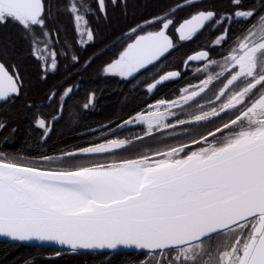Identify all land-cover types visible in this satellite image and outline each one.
<instances>
[{"label": "snow or ice", "instance_id": "6c2138e0", "mask_svg": "<svg viewBox=\"0 0 264 264\" xmlns=\"http://www.w3.org/2000/svg\"><path fill=\"white\" fill-rule=\"evenodd\" d=\"M108 3L127 11L128 0H95L104 20ZM260 5L229 0L230 10L218 12L203 0H180L131 27L126 33L131 42L102 66L103 74L131 81L151 72L150 66L159 67L174 48L169 29L179 9H195L175 27L180 41L192 40L207 24L224 25L206 50L187 57L185 67L195 61L205 73L198 83L117 125L143 126L135 140L152 138L164 147L125 157L121 150L133 139L107 137L39 159L0 153V237L73 253L133 249L150 258L142 264H264V0ZM62 7L72 18L74 43L60 40L46 0H0V27L18 30L42 81L58 71L62 58L81 65L75 47L95 42L88 17L96 13L88 0H64ZM233 23L244 27L230 35ZM212 49L221 50L219 58L211 56ZM9 55L0 41V102L5 103L24 91V78ZM181 76L179 70L161 73L145 81L146 93ZM72 92L63 90L61 101ZM56 96L51 91L48 98ZM94 99L90 94L83 107ZM33 120L46 138L50 124L38 115ZM195 126L208 130L190 139L176 131L191 134ZM5 127L0 120V130Z\"/></svg>", "mask_w": 264, "mask_h": 264}, {"label": "trees", "instance_id": "16d2710c", "mask_svg": "<svg viewBox=\"0 0 264 264\" xmlns=\"http://www.w3.org/2000/svg\"><path fill=\"white\" fill-rule=\"evenodd\" d=\"M88 3L96 13L95 16L88 17L94 31L95 42L85 48L75 47V54L80 57L81 65L73 66L70 60L62 58L58 71L50 74L46 81L39 79L38 64L27 55V46L19 39L18 30L10 24L0 27V41L9 47V62L18 65L24 78L22 95L0 104V120L6 124V127L0 130V143L4 141L2 149L35 157L39 156L40 149H44V155L59 156L63 151L102 142L107 137H127L133 139L134 144L121 151L123 156L133 157L153 147L165 146L163 142L152 138L135 140V137L143 134L142 126L122 129L124 126L117 125H122L138 112H146L151 102L162 98H174L178 91L190 82L196 83V72L191 70V65L183 69V64L198 44H202L207 33L197 43L192 40L184 42L175 40L174 48L157 62L159 67L151 66L153 70L145 75L138 73V78L134 81L108 76L102 73L101 68L106 62L114 59L126 43L131 42L126 35L129 29L150 18L149 15L165 5L170 8L173 3L171 0H128L126 12L122 6L113 7L108 3L107 20L100 17L96 11L94 0H88ZM46 8L50 10L55 26L60 29V40L67 39L74 43L73 21L64 13L62 5L46 3ZM174 21L177 25L183 18L178 16ZM147 30L154 31L156 28L149 26ZM89 59H92V63L84 69L82 65ZM171 70H179L182 73L181 78L174 83L161 86L156 92L157 99H146L145 81ZM68 87H72L73 92L61 101V94ZM51 91H55L57 96L48 103ZM93 93L94 103L85 109L83 105ZM61 105V118L52 125L49 137L43 142V130L35 126L33 117L42 116L48 122L54 114H58ZM102 125H108V128L101 133L81 136L82 133ZM207 130L195 126L191 134L179 129L176 131L182 138L190 139L192 135H200ZM133 133L135 135H132ZM166 139L171 143L179 142L178 138ZM134 257L133 254L56 255V252L51 250L0 243V264H131Z\"/></svg>", "mask_w": 264, "mask_h": 264}, {"label": "flooded vegetation", "instance_id": "af4514ba", "mask_svg": "<svg viewBox=\"0 0 264 264\" xmlns=\"http://www.w3.org/2000/svg\"><path fill=\"white\" fill-rule=\"evenodd\" d=\"M95 1V0H94ZM172 1V3H173V5H175L176 3H178V2H180V0H171ZM203 2H204V4L205 5H211V6H214L215 8H216V10L218 11V12H227V11H229L230 10V6H229V0H203ZM46 3H49V4H59V5H63V3H64V0H46ZM244 3H245V5L246 6H249V5H251V6H255L256 8H259L261 5H260V0H244ZM166 10H170V8L168 7V5L166 6H164V7H162L159 11H157V12H155L154 14H151V15H149L150 16V18L152 17V16H155V15H159V14H161V13H164ZM194 11H195V9L194 8H192V7H185V8H182V9H179V10H177L176 12H175V14L173 15V19L174 18H178V16H179V18L180 17H182L183 18V20H185V19H189L190 18V16H191V14H193L194 13ZM183 21H181L180 23H182ZM180 23H178L177 25H175V26H173L172 28H170L169 29V34L171 35V37H172V39H173V42H175V40L176 41H179V42H184V41H180L179 39H178V37L176 36V34H175V27H178L179 26V24ZM224 27V25H219V26H214V25H212V24H207L206 25V27L204 28V29H202L193 39H192V41H194V43H197V41H199V40H202V38L201 37H203V35L205 34V33H207L206 34V38H204L203 39V42H202V44L201 45H199L198 44V46L196 47V49H195V51L193 52V53H191V54H194V53H196L197 51H199V50H206L207 49V47L212 43V41H213V39H214V37L216 36V34L220 31V30H222V28ZM244 27V25L243 24H241V23H233L232 25H231V31H230V35L232 34V33H239V31L242 29ZM157 30V29H156ZM190 54V55H191ZM189 55V56H190ZM220 55H221V50L220 49H212V51H211V56L213 57V58H219L220 57ZM189 65H191V67H192V69L194 68V70H195V72H196V75H195V79H196V83H198L199 82V80H200V78H202V77H204V72L203 71H197V69H198V67H199V64L198 63H196V64H189ZM188 65V66H189ZM187 66V67H188ZM151 67V66H150ZM186 67V68H187ZM209 74H212L211 73V71H209L208 72ZM138 75V74H137ZM135 79H132L131 81H134ZM178 80V79H177ZM174 82H176V81H174ZM174 82H171V83H174ZM216 83H218V82H216ZM160 88V87H159ZM158 88V89H159ZM210 88H211V86H210ZM157 89V90H158ZM144 90L146 91V88H144ZM157 90L155 91V93L152 95V96H149V94H147V97H146V99H148V100H152L153 98H155V99H157V97H156V92H157ZM52 101V100H51ZM50 101V102H51ZM50 102H48V103H50ZM155 101H153V103H154ZM7 103V102H6ZM152 102H151V104H153ZM52 120V119H51ZM51 120H49L48 121V123L50 124V121ZM126 126V125H125ZM125 126L122 128V129H129V128H125ZM52 130V129H51ZM105 131V130H104ZM51 133V132H50ZM101 133V132H100ZM50 135V134H49ZM49 135L47 136V138L49 137ZM47 138H44V135L42 136V141L43 142H45V140L47 139ZM3 143H4V141H2L1 143H0V153H3V154H6V155H10V156H16V157H28V158H32V159H39V157L41 156V155H44V149H40V151H39V156L38 157H35V156H30V155H19V154H17V153H12V152H10V151H8V150H6V149H2L1 147H2V145H3ZM133 255H135V257H134V260L132 261V263L131 264H142V260L143 259H150V258H145V257H143V254H133Z\"/></svg>", "mask_w": 264, "mask_h": 264}, {"label": "water", "instance_id": "95a60500", "mask_svg": "<svg viewBox=\"0 0 264 264\" xmlns=\"http://www.w3.org/2000/svg\"><path fill=\"white\" fill-rule=\"evenodd\" d=\"M176 36L178 37L177 33L175 32ZM179 39V38H178ZM195 54V53H194ZM192 55V54H191ZM187 58L185 59L184 61V64H183V69H185V62H186ZM198 62H195V61H188L187 62V66L189 64H196ZM174 81H177V80H172V81H168V82H165L164 84L158 86L161 87L165 84H168V83H171V82H174ZM156 91V90H155ZM154 91V93H155ZM154 93L152 94H149V96H152ZM52 99H49L48 102H50ZM5 102H0V104H4ZM61 114H62V108L60 107L59 108V111H58V114L59 115V119H56V120H51L50 121V131L48 133V135L50 134L51 132V129H52V125L56 122H58L61 118ZM108 128V125H102L100 127H96V128H93V129H90L84 133L81 134V136H88V135H93V134H96V133H100V132H103L104 130H106ZM47 135V136H48ZM45 138V137H44ZM47 138V137H46ZM0 243H5V244H12V245H19V246H29V247H35V248H39V249H46V250H51V251H54V252H57L59 251L60 253H70V254H79V253H89V254H142L140 253L139 251L137 250H133V249H124V248H121L118 250V252L116 253H110V252H107V251H97V252H83V251H79V252H76V253H73L71 252L70 250L66 249V248H59L58 246H55V245H51V244H39V243H19V242H13V241H10L9 239L7 238H3V237H0Z\"/></svg>", "mask_w": 264, "mask_h": 264}, {"label": "rangeland", "instance_id": "374dc122", "mask_svg": "<svg viewBox=\"0 0 264 264\" xmlns=\"http://www.w3.org/2000/svg\"><path fill=\"white\" fill-rule=\"evenodd\" d=\"M191 70L195 71L194 68L191 69ZM207 74H209V73H207ZM204 76H205V74H204ZM150 110H151V109H149V108L147 109V111H150ZM137 126H139V125H126L125 128H133V127H137ZM142 127H143V126H142ZM143 128H144V127H143ZM132 135H135V134L133 133Z\"/></svg>", "mask_w": 264, "mask_h": 264}]
</instances>
